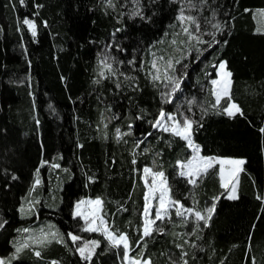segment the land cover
Listing matches in <instances>:
<instances>
[{"label": "trees", "instance_id": "1", "mask_svg": "<svg viewBox=\"0 0 264 264\" xmlns=\"http://www.w3.org/2000/svg\"><path fill=\"white\" fill-rule=\"evenodd\" d=\"M182 1L219 21L213 49L185 58L181 91L195 102L182 108L202 156L244 159L237 199L225 196L216 167L193 188L176 167L188 155L185 139L154 125L175 103L144 63L171 37ZM256 9L264 0H0V257H11L24 229L48 221L61 240L27 247L7 264H122L123 247L84 230L73 213L77 201L99 197L101 216L138 259L264 264V26ZM110 53L118 66L101 75ZM221 60L231 84L215 104L208 79ZM230 100L240 108L232 116L224 112ZM153 159L173 200L189 207L192 198L199 206L215 199L207 226L179 238L170 228L142 235L141 174ZM92 241L98 246L85 259L78 249Z\"/></svg>", "mask_w": 264, "mask_h": 264}, {"label": "rangeland", "instance_id": "2", "mask_svg": "<svg viewBox=\"0 0 264 264\" xmlns=\"http://www.w3.org/2000/svg\"><path fill=\"white\" fill-rule=\"evenodd\" d=\"M256 13L257 23L260 28L264 26V9H256L254 11ZM181 15L184 17H193L195 24H193L191 21H188L187 19H181ZM196 25H199V28H196ZM214 25H219L218 19L215 17H212L211 20H205V18L201 19L199 16L198 9L189 1H182L181 7L179 9L178 15H177V22L174 24L173 29L171 30V37L169 39H163L160 40L158 45H155L150 49L149 52V58L147 62L144 63V68L147 70L150 79L155 82L156 84H160V86L167 90L168 92V101L175 103V111L174 112H163L165 116H172L173 120L164 119L161 121L162 127H157V129H161L163 131L165 127H167L169 132L172 135H175V133L171 130L176 126L177 123H179L181 126H183V121L185 119L191 120L186 114L185 110H183V106L186 103H192L195 102L194 99H186L185 95L181 91V85L184 82L185 78L187 77V71L189 69L188 63H186L185 58H187L190 54V52L195 53V62L199 61L208 51L212 50L214 45L216 44V38H215V32L218 31ZM220 27V26H219ZM187 29V32L185 31ZM259 30V28H257ZM189 33L192 34V36H189ZM194 37H198L199 41L195 39ZM169 62L171 63V66L169 67ZM225 61L221 60L218 62L215 66V77L208 79V83L210 84L211 93L214 97L215 104H217V93L219 92L221 95V98L224 97L223 95V78L222 73L219 68V65ZM110 64L111 70L115 69V65H117V59L115 56H113L111 53L108 55H104V58L102 59V69L100 70V73H102L104 70H108V68L104 67V64ZM155 65V66H154ZM118 66V65H117ZM227 70V69H226ZM228 71V70H227ZM158 77V78H157ZM213 80H217L218 84L214 85L212 83ZM231 80V79H230ZM173 81H179V88L173 92V88L176 87V85L173 83ZM200 90H204V83H201L199 86ZM230 89V86H229ZM178 95V96H177ZM177 96V97H176ZM220 98V99H221ZM199 106L201 107V101L198 102ZM234 104L233 102H229L228 105L224 108V112L226 108H229V105ZM161 114V113H160ZM160 114L158 118L156 119L154 125H156L157 120H160ZM102 124L105 125L107 123V119L105 117L101 118ZM119 136L122 134L120 131ZM181 137V136H180ZM186 141V145L188 148L187 157L185 159H179L176 161V167L179 175H182L186 177L187 181L190 183V185L195 188L198 186L199 182L202 180V178L205 176L206 172L210 168H217L216 174H218V171L223 175L224 182L232 181L235 183L236 186V192L234 193L237 196V177L241 170L239 165L230 164L227 163L228 161H241L238 158H231V157H219V156H202L200 154L199 146L193 141L191 137V146L189 145V141ZM147 149H149L147 147ZM198 149V151H197ZM209 160L211 163V167H207L204 165L203 161ZM194 162V163H193ZM224 162V163H221ZM193 164V167L190 168L189 165ZM207 168L206 171H200L198 174L189 175L190 172H194L195 168ZM223 167V168H220ZM145 169H149L150 172H145ZM223 169V172L221 171ZM156 173H162L160 170L156 168V162L155 159H153L150 166H144L142 168V180L145 185V191H144V208L142 212V235L144 236V227L146 220H155L154 224L149 225L150 231H156V232H164L168 231V228H170L172 231L175 232L177 238L180 237V234H185L183 231L186 232V234H189L194 228L196 223L201 222L204 223V221H198L195 212L199 211L203 215L207 216L206 209L212 207L214 204V200L208 202L204 206H199V204L196 203V200L192 198V204L189 207L183 206L178 201L173 200L170 197L169 189L167 186L166 179L163 175V177L156 176ZM234 174V175H233ZM161 180L164 181L163 187L167 188V194L165 196V204L167 206V213H165L163 210H161V215L164 217L163 219H156V211L160 208V189L162 187ZM155 181V183H153ZM193 181H195L193 183ZM228 190L224 192L225 196L229 198V194L232 190V183H229ZM152 190V191H150ZM101 199L99 197L91 198L86 197L79 201H77L74 205L73 213L74 215L78 216L80 220L84 222V230H86L89 227H98L100 225L101 218L105 222V226L109 231H111L110 225L106 223L105 219L101 216V205H96L94 203H89L91 201H96ZM83 201L84 203H81ZM178 202V203H177ZM79 205V208L77 207ZM148 208V215L145 216V208ZM180 208V210L184 213L183 216L176 215V210ZM32 209L31 202L27 201L24 203L21 207V213L24 215H28L30 210ZM191 209L192 211H188ZM80 212L81 215H77V212ZM173 218V219H172ZM95 221V223H92ZM168 224V225H167ZM167 225V226H166ZM87 231V230H86ZM93 232V231H88ZM103 235V237L106 239V241L110 245H114L111 241H109L106 236L103 234V231H99ZM112 232V231H111ZM114 233V232H113ZM21 237L17 238V240L14 243V252L13 254L7 257H0V261H4L5 264L12 258L17 257L22 250L25 248H33L35 250L36 247L42 246L52 240H61L60 234L56 231L55 227L50 222H43L40 225L36 226H30L27 229H24L21 233ZM53 234H55L53 236ZM115 234V233H114ZM46 235V239H45ZM119 236V235H117ZM27 244V247H22V250L17 252V248H20L23 244ZM129 243V240H128ZM123 247V245H120ZM124 249V248H123ZM131 248L129 244L128 249V256L125 257V254L122 257V264H131L132 259H138L135 256H133L131 253ZM125 253V250H124ZM145 261H150L149 258L142 259ZM170 264H177L174 260Z\"/></svg>", "mask_w": 264, "mask_h": 264}, {"label": "snow or ice", "instance_id": "3", "mask_svg": "<svg viewBox=\"0 0 264 264\" xmlns=\"http://www.w3.org/2000/svg\"><path fill=\"white\" fill-rule=\"evenodd\" d=\"M180 18L181 19H187L188 21H191L193 24H195V21H194L193 17H191V16L184 17L183 15H181ZM23 23L28 25L32 29V34H33V36H35V34H36L35 24L32 21H30V20H24ZM214 27H216L219 30V25H214ZM196 28L198 29L199 25H196ZM185 31L187 32V29H185ZM189 36L191 37L192 34L189 33ZM194 38L197 39L198 42H202V41H199L198 37H194ZM170 66H171V63L169 62V67ZM104 67L108 68V70L111 71V65L110 64L105 63ZM219 68L221 70L222 78H223V95L225 97H228L229 96V86L231 84L230 77H231L232 73L226 70V63H224V62H222L219 65ZM101 75H103V73H101ZM173 83L176 85V87L173 88V92H175L179 88V81H173ZM212 83L214 85H216V84H218V81L217 80H213ZM220 98H221V95L218 92L217 93V103H219ZM225 111L227 112V114L229 116H232V115H235L236 113H239L240 112V108L236 104H231V105H229V108L225 109ZM165 118L168 119V120H173L174 119L170 115L166 117L165 114L163 112H161L160 120H157L155 126L162 127L163 125L161 124V121L164 120ZM191 129H192V121L188 120V119H185L183 121V126H181L179 123H177L176 126L174 128H172L171 130L176 135L181 136L185 140H188L189 141V145L191 146ZM164 130L168 131L169 129L167 127H165ZM117 133H119V129H117ZM197 151H198V149H197ZM203 163L207 167H211V163H210L209 160H204ZM221 163H224V162H221ZM227 163L239 165V164H242L243 161H228ZM189 167L192 168L193 164H190ZM202 170L206 171L207 168L205 167V168L201 169V168L197 167V168H195V171L194 172H190L189 175L198 174ZM221 171L223 172V169H221ZM145 172L146 173L150 172V170L149 169H145ZM155 175L163 177V173H156ZM194 182L195 181H193V183ZM153 183H155V181H153ZM229 183H232V190H231V193L229 194V198L230 199H237L238 197L234 194L236 192L235 183H233L232 181L224 182V178L222 176V187L227 188ZM161 185H162V187L160 189V197H159L160 208L157 209V211H156V219H163L164 218L161 215V210H163L165 213H167V206L165 204V196H166L168 190H167L166 187H163V185H164V181L163 180H161ZM150 191H152V190H150ZM81 203H84V202L81 201ZM89 203H94L96 205H100L102 202L99 199H97L96 201H91ZM77 207L79 208V205H77ZM182 207H183V205L180 206V208H182ZM180 208H178L176 210V215L183 216L184 213L180 210ZM214 209H215V204H213L212 207L206 209L207 216L203 215L199 211L195 212V216H196L198 221H204L205 226H207L208 221L210 220ZM188 211H192V210L189 209ZM76 214L77 215H81V213L79 211ZM147 215H148V208L146 207L145 208V216L147 217ZM92 223H95V221H93ZM154 223H155V220H146L145 227H144V236H149L151 234L149 225L154 224ZM0 227H2V225H0ZM86 230L87 231H103V234L106 236V238L109 241H111L115 246L123 245V248L125 250V253H124L125 257L128 256L129 243H128L127 235L126 234H120L119 236H117L113 232L109 231L107 229V227L105 226V222L103 221L102 218L100 220V225L98 227H89ZM54 235L55 234H53V236ZM45 239H46V235H45ZM72 239L75 241V240H78L80 238L77 237V236H73ZM27 246L28 245L26 243L23 244L20 248H17V252L21 251L22 247H27ZM96 246H98V242L97 241H92L90 245L86 244L84 247L78 249V251L81 253L82 256H84L85 259H90L92 251H93V249ZM86 253H87V255H86ZM39 254H40L39 252L36 253L37 256ZM0 264H5V262L4 261H0ZM131 264H151V261H145V260H142V259H132ZM184 264H187V261H185Z\"/></svg>", "mask_w": 264, "mask_h": 264}, {"label": "crops", "instance_id": "4", "mask_svg": "<svg viewBox=\"0 0 264 264\" xmlns=\"http://www.w3.org/2000/svg\"><path fill=\"white\" fill-rule=\"evenodd\" d=\"M238 159H240V158H238ZM241 161H243L244 162V160L241 158L240 159ZM242 165H243V163L242 164H239V166H240V168L242 167ZM220 168H223V167H220ZM222 173L220 172V170L218 171V179H219V184H220V186L222 187ZM237 186H238V177H237ZM225 191H227L228 190V188H225V187H222Z\"/></svg>", "mask_w": 264, "mask_h": 264}, {"label": "bare ground", "instance_id": "5", "mask_svg": "<svg viewBox=\"0 0 264 264\" xmlns=\"http://www.w3.org/2000/svg\"><path fill=\"white\" fill-rule=\"evenodd\" d=\"M223 158V157H222ZM225 158V157H224ZM226 159V158H225Z\"/></svg>", "mask_w": 264, "mask_h": 264}]
</instances>
